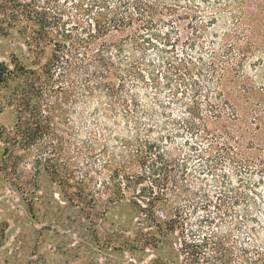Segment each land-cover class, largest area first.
Returning a JSON list of instances; mask_svg holds the SVG:
<instances>
[{
	"label": "trees",
	"instance_id": "16d2710c",
	"mask_svg": "<svg viewBox=\"0 0 264 264\" xmlns=\"http://www.w3.org/2000/svg\"><path fill=\"white\" fill-rule=\"evenodd\" d=\"M244 2L0 0V27L29 24L31 55L49 50L39 70L0 67V84L23 77L16 126L42 146L37 163L55 175L71 152L76 171L107 170L110 201L132 191L145 235L172 237L178 264H264V142L236 135L222 88L231 78L257 94L252 120L264 116V44L248 36ZM70 115L67 139L56 131Z\"/></svg>",
	"mask_w": 264,
	"mask_h": 264
},
{
	"label": "rangeland",
	"instance_id": "374dc122",
	"mask_svg": "<svg viewBox=\"0 0 264 264\" xmlns=\"http://www.w3.org/2000/svg\"><path fill=\"white\" fill-rule=\"evenodd\" d=\"M240 8L248 36L263 46L264 0H245ZM28 25L6 22L0 27V67L5 72L20 66L39 70L49 55L48 49L40 56L31 55ZM17 75L7 74L0 84V264H178L172 237L157 242L145 235L127 203L132 191L118 202L110 201L107 170L78 172L71 152L53 160L56 167L65 161V169L55 175L37 163L42 146H27L22 127L16 126L17 92L23 81ZM261 75L257 72L253 77L257 84ZM222 88L236 109V135L245 144L263 143L264 116L257 123L252 120L258 95H243L231 78ZM69 118V125L62 121L56 131L67 139L79 129L75 116ZM64 173L67 183L62 180Z\"/></svg>",
	"mask_w": 264,
	"mask_h": 264
}]
</instances>
